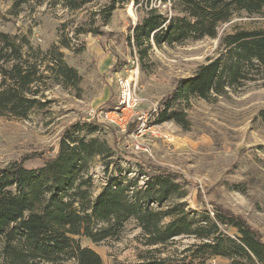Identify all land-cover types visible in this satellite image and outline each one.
<instances>
[{"label": "trees", "instance_id": "1", "mask_svg": "<svg viewBox=\"0 0 264 264\" xmlns=\"http://www.w3.org/2000/svg\"><path fill=\"white\" fill-rule=\"evenodd\" d=\"M161 1L171 3L173 15L149 9L148 0L147 9H141L144 16L127 35L140 62L149 59L154 46L183 44L191 37L219 38L223 49L191 77L178 81L154 118L156 124L175 122L188 128L185 107L192 98L209 100L264 79V28L218 37L220 27L237 12L260 16L264 0ZM88 2L65 0V5L77 10ZM130 3L141 6L144 0H112L97 14L99 26L78 34L99 35L102 23L108 24L118 8ZM61 45L70 48L68 41ZM26 46L35 59L24 53ZM40 54L46 56L45 70L52 73L55 84L78 88L82 77L58 46L47 51L33 49L28 41L20 44L0 33V115L26 118L42 105L35 98V88L44 80ZM257 119L264 125V109ZM115 154L102 125L79 121L65 130L54 156L40 154L45 158L42 165L27 167L22 159L0 168V264H103L98 253L83 247V239L113 238L131 219L141 229L147 249L135 263L114 264H210L217 257L230 264H264L262 235L220 206L212 212L191 209L184 202L186 183L175 172L152 167L146 171L139 166L135 177H129L131 171L118 175L95 195L90 160L100 157L108 172L116 162ZM180 238L194 242L172 251Z\"/></svg>", "mask_w": 264, "mask_h": 264}, {"label": "rangeland", "instance_id": "2", "mask_svg": "<svg viewBox=\"0 0 264 264\" xmlns=\"http://www.w3.org/2000/svg\"><path fill=\"white\" fill-rule=\"evenodd\" d=\"M21 1L0 0V33L11 35L20 44L28 41L33 49L47 51L58 46L82 81L76 89L55 84L52 73L45 70L46 56L40 54L44 80L36 86L35 98L42 105L26 118L0 115V168L22 159L27 167H38L44 157L57 153L67 128L79 121L92 122L104 127L105 137L116 152V162L108 172L100 157L90 160L95 195L118 175L131 171L129 177H135L139 166L146 171L163 168L177 173L186 183L184 202L191 209L212 212L220 206L242 217L264 241V125L257 119L264 109V79L228 89L225 95L209 100L192 98L185 107L188 128L175 122L156 124L154 118L175 84L223 53L219 38L191 37L183 44L154 46L149 59L140 62L127 35L144 16L141 9H147L148 0L141 6L130 3L118 8L108 24L102 23L97 36L78 31L98 27L97 14L112 0H90L77 10L67 8L65 0ZM151 8L173 15L169 2L150 0ZM261 28L264 11L253 17L237 12L220 27L218 37ZM63 40L70 43L69 49L61 45ZM22 49L35 59L28 46ZM124 84L131 86L137 106L133 112L124 111L126 122L122 125L110 120L123 115ZM144 115L145 121L141 119ZM143 239L141 229L131 219L113 238L101 242L84 238L82 244L98 253L103 264L135 263L147 249ZM193 242L180 238L171 250H181ZM215 264L230 262L217 257Z\"/></svg>", "mask_w": 264, "mask_h": 264}, {"label": "built area", "instance_id": "3", "mask_svg": "<svg viewBox=\"0 0 264 264\" xmlns=\"http://www.w3.org/2000/svg\"><path fill=\"white\" fill-rule=\"evenodd\" d=\"M124 92H123V101L122 104H124L123 111H122V117H113L110 121L113 123H120V124H125L126 122V116L124 114L125 110H130L131 112L132 109L134 110L135 107L137 106V100L134 98V95L132 94L131 86L129 84H124ZM109 117V115H107ZM144 121L146 120L145 115L141 118ZM212 262L215 264L216 263V258L212 260Z\"/></svg>", "mask_w": 264, "mask_h": 264}]
</instances>
